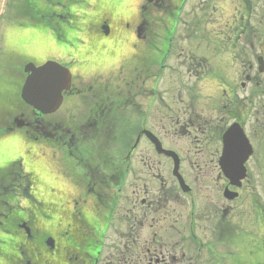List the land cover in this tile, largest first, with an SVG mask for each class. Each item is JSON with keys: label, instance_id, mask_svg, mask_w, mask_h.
<instances>
[{"label": "flooded vegetation", "instance_id": "1", "mask_svg": "<svg viewBox=\"0 0 264 264\" xmlns=\"http://www.w3.org/2000/svg\"><path fill=\"white\" fill-rule=\"evenodd\" d=\"M10 4L0 45V264H264V0H224L220 23L214 0H137L128 15L116 0ZM40 36L61 48L57 57L37 55L49 50ZM127 36L117 65L89 60ZM173 55L186 74L166 90ZM47 60L70 81L42 113L22 92Z\"/></svg>", "mask_w": 264, "mask_h": 264}, {"label": "rangeland", "instance_id": "2", "mask_svg": "<svg viewBox=\"0 0 264 264\" xmlns=\"http://www.w3.org/2000/svg\"><path fill=\"white\" fill-rule=\"evenodd\" d=\"M11 1L13 2V0H7V3H5V4L9 5V7H10L11 6V4H10ZM214 1H215V4H216V7H218V12L214 13V16H213L214 23L217 20H219L218 22L220 23V20L222 19V16L221 15L219 16V12H222L223 9H227V6L224 4V0H214ZM116 3L118 4L116 6H117V9H120V13L121 14L127 13L126 15L133 14L135 12V10L137 9V6H138L137 5V0H116ZM88 7H90V6H88ZM3 11H4V8H3ZM223 12H226V11H223ZM11 13H12V10L7 9L4 13L2 12V14L0 15V45L3 43L2 39L4 37V34L6 33L5 25L8 23V19L11 17ZM187 19H188V15H184V14L179 15V20H181V22H185ZM11 22H13V21H11ZM179 26L181 27V24ZM200 27L202 28V24L200 25ZM13 28L16 29L14 26H13ZM7 32L16 34L15 30H9ZM79 35H80V37H82L80 33H79ZM173 38H177V35L175 34V32L173 34ZM40 40L41 41L39 43L41 45L49 44L48 43L49 39H47L46 37H41L40 36ZM50 42L51 43L49 44V48H48L49 50L43 51V49L40 46V47H38L39 51L37 52V55H40L41 57H43L45 54L49 53L51 56L57 57L58 54H59L58 52H60L61 48H59L57 46V44L55 43V41L53 39ZM176 43L179 46H183L182 42L176 41ZM115 44L116 45L110 50L109 53H108V51H104L103 52V57L105 59L104 58H99V57H102V56H99V57H95L94 59H89V60L95 62L96 63V67H98L101 64L99 59H101V60H110V59H107L108 57H110V58L113 59L114 63H112L110 65H107V68H112L114 65H117L116 61L119 60V59L125 58L127 53L130 51V48H129V36H127L125 38H117ZM86 45H88V43H86ZM223 47H224V45H223ZM192 48H194V46ZM69 49H71V48L67 47L65 49H62L63 53L65 52L64 57L66 59H68V60H69L70 52H72V49L71 50H69ZM77 49H79L77 51V57H78L79 56V52H84L83 51L84 48L81 47V45H78ZM224 58H225V60L228 59L225 56V54H224ZM208 60H212L213 61L214 72L217 69H219V66L217 64L219 62H218L216 57H214V56H212V54H210V56H208ZM90 63H88L85 67L83 66L84 69L91 68V67H89ZM165 64L171 66L173 69H164V73L163 74H166V76H165L166 79L163 82V88L166 89V90H169V89H171L172 86L173 87H175V86L178 87V83H177L178 76H177V74H186V63L183 62V60H181V59L177 60L176 57L173 55L172 58H170L169 60H167L165 62ZM74 68L76 69V67H74ZM155 69L157 70L156 66L154 65V67H152V70L154 71ZM232 70H233V73H234L235 69H232ZM233 73H231V74H233ZM168 98H169L170 102H173L172 101L173 99L170 98L169 94H168ZM121 131L123 132L122 127H121ZM119 137H121V135H119ZM176 145L179 148H181L178 145V143H176ZM120 150H121V147H120ZM183 151H184V149H183ZM189 154H190L189 153V149L187 148V156ZM185 164L188 166V168L190 167V164H189L188 161L185 162ZM40 166H41V168L39 169L40 177L43 180V182L47 183L50 180L49 177H47V169H46L47 168V163L45 164L43 162H40ZM52 172L54 174L53 169H52ZM59 184H61V183L59 182ZM58 186H61L62 188H64V186H62V184L58 185ZM44 190L45 189H41V193L46 196L47 194L45 193L46 191H44ZM263 204H264V198H263Z\"/></svg>", "mask_w": 264, "mask_h": 264}, {"label": "water", "instance_id": "3", "mask_svg": "<svg viewBox=\"0 0 264 264\" xmlns=\"http://www.w3.org/2000/svg\"><path fill=\"white\" fill-rule=\"evenodd\" d=\"M2 3H3V0H0V12H1V8H2ZM36 71H41V72L54 71V72H56V74L53 75V77L56 80L55 84L62 86L63 84H66V82H67V78H66L67 69H65L64 67H62L61 65H59L55 62L48 61L44 65H42L41 67L36 69ZM39 75H42V74H39ZM47 82H48L47 80H43V79H40L38 81L35 77H34V80H32V78L28 79L26 81L27 93L25 95H29L30 97H32V96L36 97L37 93H33L32 90L36 89L37 86H39L40 89H39V94H38L39 96L38 97H46L47 94H45V91H44L45 89H43V87H45L47 85ZM61 86H59L60 89H61ZM55 96L58 97L57 90H56ZM58 100L59 99H57L56 103L58 102ZM53 103L54 102L51 103V107H52ZM48 110H50V105H47L46 108L44 109V111H48Z\"/></svg>", "mask_w": 264, "mask_h": 264}, {"label": "snow or ice", "instance_id": "4", "mask_svg": "<svg viewBox=\"0 0 264 264\" xmlns=\"http://www.w3.org/2000/svg\"><path fill=\"white\" fill-rule=\"evenodd\" d=\"M10 43H11V40H10ZM5 163V160L3 159L2 156H0V167H2Z\"/></svg>", "mask_w": 264, "mask_h": 264}]
</instances>
